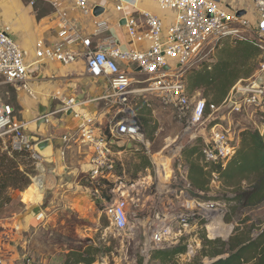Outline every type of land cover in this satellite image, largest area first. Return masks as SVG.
<instances>
[{
    "label": "built area",
    "instance_id": "2783aa9c",
    "mask_svg": "<svg viewBox=\"0 0 264 264\" xmlns=\"http://www.w3.org/2000/svg\"><path fill=\"white\" fill-rule=\"evenodd\" d=\"M153 1L164 10L176 12L173 23L165 27L161 18L146 11L142 14L143 28L138 27L134 19L127 20L131 44L128 49L119 46L110 34L109 22L95 15V6L90 5V0L73 2L84 14L95 18L91 33L84 35L74 22L64 19L59 24L60 40L47 43L39 39L33 62L27 61L8 30L0 28V84H16L19 89L33 94L29 67L47 62L70 65L81 58L85 60L91 77L108 80V90L101 97L113 108L108 122L100 123L98 115L79 108L82 102L73 97L63 101L59 111L71 110V116L77 121L74 132L63 136L65 148L72 140L89 147L90 180L108 184L114 196L103 213L118 230L123 231L130 228L132 221L129 207L131 198L135 201V183L128 185L117 174V162L132 142H145L132 107L135 97L152 93L163 107L171 109L175 119L184 124L185 134L201 140V155L208 167L226 166L239 148V143L231 137V130L221 123V108H227L229 114H248L255 128L264 135V78L240 79L220 105L193 97L182 75L210 44L227 38L257 47L261 51L260 65L264 72V0H248L254 5V18L239 15L238 11H231L216 0ZM35 2L31 0V4ZM122 8V5L116 6L118 11ZM96 38L98 43L94 45ZM133 44L148 45L138 48ZM138 74L146 77L137 79ZM14 110L0 95V139L8 137L9 144L16 150L30 148L36 168L40 169L44 156L35 145L43 139L38 134L26 135V122L15 120ZM47 118L48 114L46 122ZM172 166L171 179L155 185L148 218L138 216L136 219L139 223L136 228L144 223L147 234L142 247L145 262L163 247L173 225L184 230L192 228L193 221L198 218L196 207L206 208L208 217L218 212L213 200L200 202L189 193L188 168L186 174L179 177L173 173ZM0 264H4L2 258ZM23 264H33L32 257H25Z\"/></svg>",
    "mask_w": 264,
    "mask_h": 264
},
{
    "label": "crops",
    "instance_id": "0c3cea01",
    "mask_svg": "<svg viewBox=\"0 0 264 264\" xmlns=\"http://www.w3.org/2000/svg\"><path fill=\"white\" fill-rule=\"evenodd\" d=\"M216 1L231 11H243V15L255 17L254 5L248 0ZM90 5L101 9L99 17L109 22L110 34L123 49L131 45L127 20L134 19L138 27L143 28L142 14L146 11L161 18L167 27L176 17L174 10H164L153 0H90ZM117 5H122V10L118 11ZM64 19L74 22L84 35L91 33L95 22V18L79 10L73 0H36L34 5L31 0H0V28L8 30L29 62L35 59L39 39L47 43L60 40L59 24ZM97 43L96 38L94 45ZM133 45L143 48L148 44ZM29 83L33 94L19 89L16 84H7L20 91L13 107L21 113L25 128L29 130L34 126L30 131L32 134H42L43 140H51L53 153L50 157L44 156L30 186L12 194L10 213L0 217V258L4 264H23L27 256L32 257L33 264H65L69 250H38L34 245L39 236H48V223L66 220L67 212L71 211L79 222H93L97 221V214L101 211L93 198L98 189L89 178V147L72 140L65 148L63 136L74 132L77 121L69 112H61L59 108L63 101L73 97L82 102L79 108L98 115L100 123L108 122L111 105L101 98L108 90V80L91 77L85 60L81 58L70 65L43 63L32 72ZM40 106H45L48 112V121L41 125L38 124ZM35 180L40 189L36 187ZM17 204L20 210L13 211ZM40 214L41 218L38 217ZM88 242L86 247L92 245L91 241ZM83 251L90 256L97 252ZM154 260L163 264L159 259Z\"/></svg>",
    "mask_w": 264,
    "mask_h": 264
},
{
    "label": "rangeland",
    "instance_id": "374dc122",
    "mask_svg": "<svg viewBox=\"0 0 264 264\" xmlns=\"http://www.w3.org/2000/svg\"><path fill=\"white\" fill-rule=\"evenodd\" d=\"M230 42L231 39L227 38L210 44L197 61L182 72L183 78L186 79L191 70L199 69L202 63H215L224 55L222 49ZM250 66H253L251 74L246 75L247 77L243 76L245 78L242 79L253 76L264 78L261 65L256 64L254 59L244 68ZM145 77L138 74L137 79ZM1 84L0 95L4 96L12 106L15 105L14 99L20 91L5 83ZM192 96L207 101L213 100L211 92L206 88L195 89ZM222 102L219 104L222 105ZM132 107L143 129L145 142H132V145L128 146L129 148L117 162V174L122 176L128 185L135 183V188H133L135 201H132L133 198H131L129 207L132 220L130 228L124 231L118 230L110 218L103 213L106 204L111 202L114 197L110 192L112 187L105 183H94L98 191L95 192L93 198L98 202V208L101 211L97 214V221L79 222L71 211L67 212L65 218L67 221L56 220L48 223L49 227H47L50 230L48 236L40 235L35 242V248L38 250H69L72 246H78L77 243L80 240H86V243L92 242V250H97L94 256L95 264H160L157 263L158 261L155 262L153 256L148 262H145L142 256V247L147 240V234L144 223L143 226L139 225L136 228V223L139 224L136 219L138 216L140 219L148 218L149 207L154 200L155 185L159 182H168L171 179L170 166L172 164L175 175L180 177V174H186L189 160L183 151L197 148L200 142L195 141L193 136L185 134L184 124L176 120L174 112L163 107L154 94L147 92L135 97ZM219 114L223 118L221 123L231 130V137L238 143H240L241 129L255 128V124L248 114H229L225 107L221 108ZM20 115L18 110H14V119L19 122L22 121ZM107 116L110 117L109 113ZM33 128L34 126H31L29 130L25 128L24 133L32 134L30 131ZM39 136L42 137V134ZM7 143L8 137L1 138L0 149L5 150ZM199 152L198 149L192 159H196L202 164L205 170H210V166L207 167ZM253 181V177L245 179L241 185L243 188H247ZM238 184L233 185L221 179L216 173L210 175L209 195L218 198L213 200L217 204L218 212L208 217L206 208L198 206L195 209L198 218L193 221L191 229L184 230L178 225H173L171 233L161 249H170L180 245L185 246L187 250L184 254L177 255L171 261L163 264H212L217 258H225L234 253L231 246H223V242H229L231 239L234 242L256 240L260 235L264 236V203L251 208L236 205L229 198ZM43 190L44 188L41 189V191ZM189 191L200 202L208 201L203 196L197 197L191 190ZM9 206H7L8 213L6 215L10 213ZM209 227H214L215 236L210 234ZM79 229L84 232L81 233ZM87 233L90 234L89 237L84 236ZM206 240H210L212 243H208ZM217 250H222V254L219 257H212V252Z\"/></svg>",
    "mask_w": 264,
    "mask_h": 264
},
{
    "label": "trees",
    "instance_id": "16d2710c",
    "mask_svg": "<svg viewBox=\"0 0 264 264\" xmlns=\"http://www.w3.org/2000/svg\"><path fill=\"white\" fill-rule=\"evenodd\" d=\"M225 46L222 49L224 55L215 63H202L199 69H193L188 73L184 80L189 93L192 94L195 89L206 88L211 92L213 98L209 102L219 104L224 101L237 81L245 78L243 76L251 74L253 66L244 67L250 64L253 59L256 64L261 62V51L248 42L231 40ZM239 136V148L226 166L216 164L210 166V170H205L202 164L196 159L193 160L192 157L198 152V149L201 154L202 143L199 139H197L200 142L197 148L183 151L189 160L188 180L193 195L203 196L207 200L218 199L209 195L210 175L216 173L221 179L233 185L239 183L229 198L236 205L251 208L264 203V135L256 128L245 127L241 129ZM6 147L5 150L0 149V216L8 213L7 206L12 201V194L15 191L22 192L28 188L32 183V177L37 174L30 148L24 147L21 150H16L9 142ZM252 177L254 181L247 188H243L241 182ZM20 208V205L17 204L13 211H18ZM263 237L260 235L256 240L234 242L231 239L229 242H223L222 245H230L234 253L225 258H217L212 264H264ZM206 241L212 243L210 240ZM86 242V240L81 241V243H77L78 246L69 248L65 264H91L95 261L94 256L83 251L93 249L92 246L86 247ZM186 250L185 246L180 245L170 249H159L155 251L153 258L165 263L177 255L184 254ZM221 254L222 250H217L212 252V257H219Z\"/></svg>",
    "mask_w": 264,
    "mask_h": 264
},
{
    "label": "water",
    "instance_id": "95a60500",
    "mask_svg": "<svg viewBox=\"0 0 264 264\" xmlns=\"http://www.w3.org/2000/svg\"><path fill=\"white\" fill-rule=\"evenodd\" d=\"M101 12V9L98 8V9H95L94 13L95 15H99V13ZM244 12H239V15H242ZM40 65H43L40 64ZM40 65L38 64H35L31 67L28 68V72L29 73H32L34 69H37L40 67ZM47 108L45 106H40L39 108V114H38V117H39V120H38V124L41 125L42 123H45L46 122V115H47ZM69 113L71 114V110L69 111ZM35 149L43 156H48L50 157L53 153L52 151V142L50 139H45V140H42L41 142L37 143L35 145Z\"/></svg>",
    "mask_w": 264,
    "mask_h": 264
},
{
    "label": "bare ground",
    "instance_id": "6f19581e",
    "mask_svg": "<svg viewBox=\"0 0 264 264\" xmlns=\"http://www.w3.org/2000/svg\"><path fill=\"white\" fill-rule=\"evenodd\" d=\"M35 183H36V187L37 188H39V186H38V183L36 182V180H35ZM40 189V188H39ZM222 229V228H221ZM209 232H210V234L211 235H214L215 236V230H214V227H209ZM223 231V230H222Z\"/></svg>",
    "mask_w": 264,
    "mask_h": 264
}]
</instances>
